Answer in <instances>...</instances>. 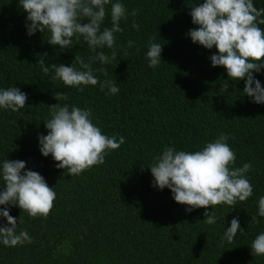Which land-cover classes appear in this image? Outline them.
<instances>
[{
	"label": "trees",
	"instance_id": "1",
	"mask_svg": "<svg viewBox=\"0 0 264 264\" xmlns=\"http://www.w3.org/2000/svg\"><path fill=\"white\" fill-rule=\"evenodd\" d=\"M120 2L129 14L120 22L123 32L115 34L114 49H103L109 56L115 50L116 62L92 65L106 70V75L95 72L101 82L116 81L120 91L111 95L99 84L79 91L52 81V73L45 74L37 62L42 54L46 66H71L76 56L87 62L96 53L76 37L73 47L63 50L49 45L44 33L27 35V13L18 0H0V89L17 87L28 97L18 112L0 109V164L6 158L25 161L26 170L40 173L56 193L47 218L10 206L17 233L27 231L32 243H0V264H264V256H253L250 249L264 232V217L257 215L264 196V104L243 95V80H229L223 67L211 66L215 47L205 49L186 36L198 27L191 23V7L203 0ZM253 3L264 8V0ZM104 26H111L110 15ZM130 40L134 45L128 48ZM150 41L162 46V61L154 68L146 59ZM253 75L264 87V69ZM224 81L227 92L220 90ZM57 92L67 93L68 100L57 101ZM56 103L90 108L93 123L109 137H124V143L80 175L56 168L51 155H41L38 142L47 134L48 106ZM221 134L236 154L234 167L252 166L246 174L253 186L248 200L233 208L221 204L186 212L169 189L153 187L148 167L166 146L197 151ZM205 211L215 213V224L203 222ZM233 217L241 230L229 243L223 233ZM6 223L0 217V225Z\"/></svg>",
	"mask_w": 264,
	"mask_h": 264
},
{
	"label": "clouds",
	"instance_id": "2",
	"mask_svg": "<svg viewBox=\"0 0 264 264\" xmlns=\"http://www.w3.org/2000/svg\"><path fill=\"white\" fill-rule=\"evenodd\" d=\"M18 4L27 13V35L44 33L49 45L63 50L72 48L76 37L96 53L87 62L76 56L71 66H46L43 57L47 54H42L37 62L45 74L52 73V81H60L79 91H83L81 86L98 84L111 95L120 91L115 80L101 82L95 75L96 71L106 75L104 68L92 66L97 61L105 65L116 62V51L109 56L103 49L115 48V34L123 32L120 22L129 15L120 0H18ZM109 4L110 13L106 11ZM137 13L138 10L133 9L130 15L135 17ZM106 15H110V27L104 26ZM189 15L191 23L198 27L189 29L186 36L205 49H216L210 56L211 66L223 67L229 80H243V95L251 97L256 104H264V87L253 75L264 69V29L260 27L264 25V8L257 9L253 0H203L191 7ZM84 19L86 23L81 22ZM132 28L139 30V25L133 22ZM133 45L134 41L127 42L128 48ZM161 52V44L149 42L146 52L149 67L161 63ZM228 88V82L224 81L220 90L227 92ZM54 98L67 101L68 95L57 92ZM27 99V94L17 87L0 89V109L18 112L25 108ZM48 107L50 119L44 122L47 134L38 136L39 151L44 157L51 155L57 162L56 168L67 169L70 176L103 164L106 154L124 143V137H109L93 123L90 108L81 109L69 103ZM228 139L221 134L197 151H177L166 146L148 167L153 187L169 189L176 203L187 206L186 212L221 204L233 208L238 201L248 200L253 195V186L246 174L252 166L244 163L234 167L236 154ZM0 183L3 185L0 205L9 206L0 208V217L7 222L0 225V243L6 247L31 244L32 237L27 231L17 233V218L10 215V206L18 207L32 218H47L56 199L53 187L48 186L40 173L26 170L25 161L7 158L0 164ZM203 215L204 223H216L215 213L205 211ZM257 215L264 217V196L258 200ZM251 222L259 223L256 217H252ZM239 230L240 222L233 217L224 230V240L231 243ZM250 249L253 256H264V232L255 237Z\"/></svg>",
	"mask_w": 264,
	"mask_h": 264
}]
</instances>
